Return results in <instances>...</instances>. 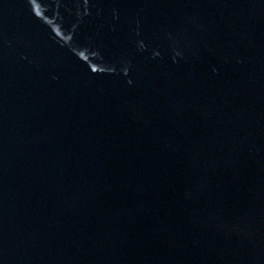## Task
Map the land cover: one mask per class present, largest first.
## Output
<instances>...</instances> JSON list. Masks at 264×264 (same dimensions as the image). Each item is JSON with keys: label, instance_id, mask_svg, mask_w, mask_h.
<instances>
[{"label": "water", "instance_id": "1", "mask_svg": "<svg viewBox=\"0 0 264 264\" xmlns=\"http://www.w3.org/2000/svg\"><path fill=\"white\" fill-rule=\"evenodd\" d=\"M0 264H264V0H0Z\"/></svg>", "mask_w": 264, "mask_h": 264}]
</instances>
